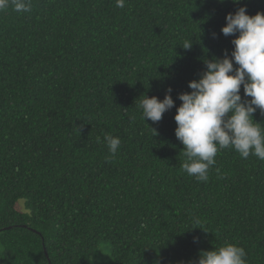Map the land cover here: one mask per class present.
<instances>
[{
  "label": "trees",
  "instance_id": "1",
  "mask_svg": "<svg viewBox=\"0 0 264 264\" xmlns=\"http://www.w3.org/2000/svg\"><path fill=\"white\" fill-rule=\"evenodd\" d=\"M242 5L264 11V0L0 11V264H194L228 242L264 264V160L221 149L197 181L175 135L179 94L205 60L231 54L221 29ZM169 87L175 106L144 121L139 97ZM106 133L121 139L114 157Z\"/></svg>",
  "mask_w": 264,
  "mask_h": 264
},
{
  "label": "clouds",
  "instance_id": "2",
  "mask_svg": "<svg viewBox=\"0 0 264 264\" xmlns=\"http://www.w3.org/2000/svg\"><path fill=\"white\" fill-rule=\"evenodd\" d=\"M115 4L124 8L126 0H115ZM9 7L16 12H30L32 0H0V11ZM226 21L221 29L223 35L235 37L231 54L225 50L223 57L205 60L202 76L189 82L191 91L179 94L182 103L174 117L175 135L184 145L181 169L197 181L208 180L209 169L216 165L215 157L221 149L232 148L243 159L251 155L264 160V124L254 119L257 109L264 113V11L250 15L247 6L242 5L234 13L229 12ZM192 45L182 44L185 49ZM171 92L169 87L162 100L142 94L137 105L142 110L141 118L159 122L175 106ZM96 139L101 142L100 137ZM103 143L114 157L121 139L106 133ZM246 257L242 246L228 242L201 250L194 264H247Z\"/></svg>",
  "mask_w": 264,
  "mask_h": 264
},
{
  "label": "water",
  "instance_id": "3",
  "mask_svg": "<svg viewBox=\"0 0 264 264\" xmlns=\"http://www.w3.org/2000/svg\"><path fill=\"white\" fill-rule=\"evenodd\" d=\"M51 264V263H50Z\"/></svg>",
  "mask_w": 264,
  "mask_h": 264
}]
</instances>
